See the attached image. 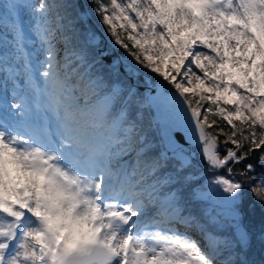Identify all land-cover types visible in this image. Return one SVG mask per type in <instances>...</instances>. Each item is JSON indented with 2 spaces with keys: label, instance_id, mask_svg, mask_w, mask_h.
<instances>
[{
  "label": "snow or ice",
  "instance_id": "1",
  "mask_svg": "<svg viewBox=\"0 0 264 264\" xmlns=\"http://www.w3.org/2000/svg\"><path fill=\"white\" fill-rule=\"evenodd\" d=\"M0 74V264H264V0H0Z\"/></svg>",
  "mask_w": 264,
  "mask_h": 264
},
{
  "label": "trees",
  "instance_id": "2",
  "mask_svg": "<svg viewBox=\"0 0 264 264\" xmlns=\"http://www.w3.org/2000/svg\"><path fill=\"white\" fill-rule=\"evenodd\" d=\"M71 2L76 3L75 0H71ZM72 14H73V16H75L76 12L73 11ZM120 162H123V163L132 162V163H134V158L129 157L126 161H120ZM238 167H242V166H238ZM249 175L253 177V183H256V181H258L261 177V168L259 167V165L257 166L256 172L250 173ZM245 191H246V197H245L244 204H243V209L246 213L245 220L247 221L250 219L258 226L261 219L264 218V210H262L259 205H256L254 208L250 209L249 205L252 203L253 197H252L250 192H247V190H245ZM261 257H262V254L257 252L253 258L257 262H259L261 260Z\"/></svg>",
  "mask_w": 264,
  "mask_h": 264
},
{
  "label": "rangeland",
  "instance_id": "3",
  "mask_svg": "<svg viewBox=\"0 0 264 264\" xmlns=\"http://www.w3.org/2000/svg\"><path fill=\"white\" fill-rule=\"evenodd\" d=\"M2 76H3V74H0V91H2L3 90V88H2ZM11 84L9 83V92H8V95H9V98H10V96H11ZM129 157H124L123 159H122V161H126L127 159H128Z\"/></svg>",
  "mask_w": 264,
  "mask_h": 264
},
{
  "label": "water",
  "instance_id": "4",
  "mask_svg": "<svg viewBox=\"0 0 264 264\" xmlns=\"http://www.w3.org/2000/svg\"><path fill=\"white\" fill-rule=\"evenodd\" d=\"M75 2H77V0H75ZM80 3H83V0H79Z\"/></svg>",
  "mask_w": 264,
  "mask_h": 264
}]
</instances>
